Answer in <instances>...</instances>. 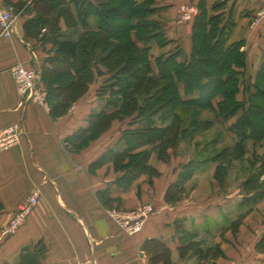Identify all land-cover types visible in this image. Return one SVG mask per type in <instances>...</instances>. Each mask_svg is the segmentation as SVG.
I'll return each instance as SVG.
<instances>
[{
	"label": "crops",
	"instance_id": "0c3cea01",
	"mask_svg": "<svg viewBox=\"0 0 264 264\" xmlns=\"http://www.w3.org/2000/svg\"><path fill=\"white\" fill-rule=\"evenodd\" d=\"M58 1L63 5L53 9ZM80 1L82 7L86 1L98 5L106 0ZM4 3L14 6L21 15L10 38L0 33V130L19 123L21 136L14 147L0 151V264H74L88 260L95 264H155L147 255L155 249L147 250L148 245H156V250H169L173 264H198L193 253L196 246L200 249L203 245L218 246L224 251L223 238L231 235V222L223 229H212L210 223L223 225L219 219L233 208L234 200L167 202V192L182 171L176 165L171 167L165 183L153 179L151 185L136 180L128 189L123 188L117 183L123 174L115 171L112 157L106 155L112 148L122 151L121 126L85 148L68 142L74 133L89 128L91 114L104 109L105 100L95 93L104 76L89 85L90 91H94L93 98L86 94L70 105L68 114L59 118L51 115L47 102L44 105L31 102L18 92L11 68L24 65L37 73L41 83L42 67H50L49 58L54 54L52 42L43 41L44 37H51L49 27L38 36L27 35L25 26L29 20L44 14L57 22L62 33L78 40L84 33L98 31L99 17L89 15L81 22L77 0H4ZM186 3L197 7L205 3L208 16L222 14L225 19L231 18L235 24L231 41H245L247 60L251 50L264 58V0H155L152 18L165 29L169 43L162 47L154 44L150 51L153 59L167 57L177 47L183 50L179 61L190 57L192 23L182 22L179 16L180 7ZM60 9L69 10V23L58 14ZM69 24L75 26L73 32H69ZM253 43L258 46L251 48ZM100 159L102 163L97 164ZM203 174L194 173L193 177ZM34 192L40 195L38 205L15 235L6 234L4 230L20 206ZM203 203L220 205V210L214 214L204 212ZM117 204L127 209L148 204L155 213L141 233L131 238L108 217L107 210ZM186 232L191 234L188 238ZM205 235L208 238H203ZM262 237L264 242V232ZM187 244L190 247L186 248ZM182 251H188L184 258L179 257ZM164 262L168 264L169 259L157 264ZM237 262L264 264L248 258Z\"/></svg>",
	"mask_w": 264,
	"mask_h": 264
},
{
	"label": "trees",
	"instance_id": "16d2710c",
	"mask_svg": "<svg viewBox=\"0 0 264 264\" xmlns=\"http://www.w3.org/2000/svg\"><path fill=\"white\" fill-rule=\"evenodd\" d=\"M77 1L81 22L89 15L99 17L98 31L84 33L78 40H73L69 34L60 31L56 21L39 14L27 22L26 33L38 36L46 26L51 31V37H44L43 41L52 42L54 54L49 58L50 67H42L40 87L54 117H59L75 100H64L65 92L78 86L84 89L97 77L105 75L96 92L101 100H105L104 109L91 114L89 128L77 131L68 142L77 148L86 147L100 133V122L108 120L109 124L115 117L131 118L129 126L122 131V151L112 148L106 153L115 164L134 156L141 157L117 180L123 188L128 189L141 174L152 171L148 164L150 152L138 150L150 145L151 150L158 151L159 158L164 159L165 147L173 145L177 138L174 125L183 118L181 107L210 110L219 122L235 119L228 129L233 135L234 148L243 147L250 139H264V60L251 88L243 90L247 52L243 50L244 40L231 41L235 25L231 18L225 19L222 14L208 16L205 3H200L198 16L190 22V57L179 61L183 50L177 47L169 56L153 59L151 47L169 43L165 29L152 18L156 11L155 0H106L98 5L86 1L82 7V1ZM62 5L58 1L53 9ZM60 12L59 15L69 23V10L60 9ZM117 15L122 21L117 20ZM73 27L69 24L70 29ZM195 117L193 111L186 119L193 121ZM180 131L185 137L188 133L194 136L198 132L186 125L185 120ZM234 148L226 151L232 152ZM218 157L211 160L217 162ZM100 163L102 159L97 164ZM187 166L182 172H188L179 175L167 195L172 189H181L193 176L195 170ZM262 179L264 161L244 183L248 201L259 203L264 200ZM188 235L191 234L186 232L185 237ZM145 248L156 250V245ZM162 251L170 254L169 250ZM208 252L212 256L223 254L218 246Z\"/></svg>",
	"mask_w": 264,
	"mask_h": 264
},
{
	"label": "rangeland",
	"instance_id": "374dc122",
	"mask_svg": "<svg viewBox=\"0 0 264 264\" xmlns=\"http://www.w3.org/2000/svg\"><path fill=\"white\" fill-rule=\"evenodd\" d=\"M60 14L62 13L60 12ZM55 15L57 14L55 13L53 16ZM117 17H119L117 20L122 21L120 16L117 15ZM69 32H73V29H70ZM232 42L234 41L232 40ZM257 46L258 45L255 43L251 44V48H256ZM263 60L264 58L262 59L259 53H255L251 50L250 57L246 61L247 67L242 79L241 88L243 90L251 88L250 86L253 85L255 81L254 78ZM95 69H97V67ZM103 76L105 77V75ZM103 76L100 77L99 80H103ZM99 80L96 79L97 82H99ZM90 90L91 88L89 86L84 89L79 86L73 87L68 92H65L63 98L64 100L74 98L75 100L72 103H76L88 93L90 94V97L93 98L94 91ZM242 96L243 94L239 96L240 99ZM69 109L70 108H68L65 112H62L59 117H63L68 114ZM180 110L183 118L179 121V123L174 125V128L178 131L177 138L173 145H167L165 147L164 153H162L164 159L159 158V152L152 151V147L150 145H147L137 151L143 153L150 152L148 164L152 170L141 174L137 180H142L143 183L147 182L151 185L153 184V179L158 181L160 180L165 183L166 178H168V175H170L172 171L171 167L173 165L179 166L180 170H183V168L188 164L187 167L190 168V170L194 169V173H204L202 176H191L184 182L181 190L172 189L169 195L166 196V201L171 203L181 201L188 202L190 200L205 202L209 199L215 202L218 200L221 201L222 199L234 200L233 208L227 209L228 213L225 214L223 218L219 219L223 225H219L218 221L216 225L213 224L214 222L210 223L212 229H223V226L230 222L231 225L234 224V227L230 230L231 235L228 234L227 239L223 238V241L225 242L224 251L222 250L223 254L212 256L209 254L208 250L213 246L210 247L203 245L202 249L196 246L194 251L192 250L198 257L196 263L238 264L237 259L240 260L242 258H248L251 260L256 259L258 262L262 261L263 263L264 242H262V236L264 232V200L259 203H253L251 200L248 201L246 198L249 194H247L244 189V183L255 172L257 166L262 164L264 161V139H250L245 142L243 147L234 148L233 135L230 134L228 129L233 124L235 119L219 122L210 110H200L186 107H181ZM193 111L196 112L195 120L192 121L190 118L186 119V116H189ZM240 114L238 116H240ZM184 120L186 125L192 126V130H198L197 135L191 136L188 133V136L185 137L184 134H182L180 129L183 127ZM130 121L131 118L123 119L115 117L109 124H107L108 120L100 122L98 124L100 133H98L96 138L91 141L88 146L98 139H101L103 135L104 137H107L111 130H116L117 128H120V126L121 131H124V129L129 126ZM228 148L234 149L232 152H228L226 151ZM220 154H223V156L218 157ZM216 156L218 157L217 162L212 161L211 159ZM140 159L141 157L134 156L126 159L125 161H119L116 163L117 165L114 164L115 171L117 173L121 172L122 174H125L129 171V168ZM167 164H169V166ZM187 172V170L183 172L181 171L180 174L182 173L183 175ZM262 180H260V183ZM138 188L140 191L141 186ZM243 202L245 203L242 204ZM207 204H202L204 212L208 210L209 212L212 211L211 214H214L217 209L220 210V205H214L212 203L210 205ZM147 205L148 204H141L136 208L127 209L124 208L123 205L121 206L117 204L110 207L107 210V214L109 219L116 226H118L125 235L134 238L141 232L133 234L130 230L123 229L119 224L118 217L123 213L135 212ZM224 206L225 205H223V207ZM221 210L225 212L224 209ZM4 231L6 232V230ZM221 236H224V234ZM203 238L208 237L205 235ZM147 255L151 258V260H153V262H155V264L167 259H169L168 264H173L171 263V254L167 255L161 250H152L151 252H147ZM187 255L188 251H182L179 253L180 258H184ZM219 258L222 260H219ZM164 264L167 263L164 262Z\"/></svg>",
	"mask_w": 264,
	"mask_h": 264
},
{
	"label": "built area",
	"instance_id": "2783aa9c",
	"mask_svg": "<svg viewBox=\"0 0 264 264\" xmlns=\"http://www.w3.org/2000/svg\"><path fill=\"white\" fill-rule=\"evenodd\" d=\"M199 14V8L190 3L180 7L179 16L182 22L190 23ZM21 12L12 5H6L0 0V33L1 36L10 38ZM12 78L18 92L31 102L44 105L46 103L45 93L42 91L37 73L24 65L17 64L11 70ZM21 136L19 123L10 125L0 130V151H6L14 147ZM39 192L31 194L20 206L15 216L6 228L8 235H15L25 224L32 210L38 205ZM155 213L151 205L144 206L132 213H123L118 217L120 226L130 230L131 233L141 232L147 220ZM74 264H95L93 260L77 261Z\"/></svg>",
	"mask_w": 264,
	"mask_h": 264
}]
</instances>
